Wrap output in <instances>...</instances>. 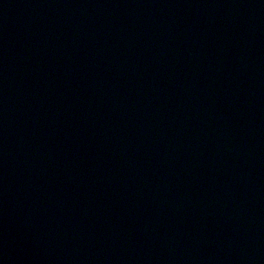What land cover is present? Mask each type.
Masks as SVG:
<instances>
[{
	"label": "water",
	"instance_id": "obj_1",
	"mask_svg": "<svg viewBox=\"0 0 264 264\" xmlns=\"http://www.w3.org/2000/svg\"><path fill=\"white\" fill-rule=\"evenodd\" d=\"M0 264H264V0H0Z\"/></svg>",
	"mask_w": 264,
	"mask_h": 264
}]
</instances>
